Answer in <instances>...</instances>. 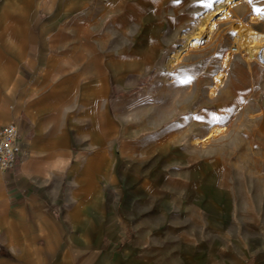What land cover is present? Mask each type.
<instances>
[{"label": "crops", "instance_id": "1", "mask_svg": "<svg viewBox=\"0 0 264 264\" xmlns=\"http://www.w3.org/2000/svg\"><path fill=\"white\" fill-rule=\"evenodd\" d=\"M187 7L188 0H0V131L17 123L22 146L19 167L0 168V264H204L202 234L227 225L204 210L221 199L215 177L223 167L195 140L220 114L207 118L206 98L192 103L191 91L159 117L148 88L126 94L153 69L147 52L158 58L183 29ZM185 80L165 84V95L201 85ZM232 89L208 100L229 105ZM253 132L245 129V139ZM162 185L167 191L157 192Z\"/></svg>", "mask_w": 264, "mask_h": 264}, {"label": "rangeland", "instance_id": "2", "mask_svg": "<svg viewBox=\"0 0 264 264\" xmlns=\"http://www.w3.org/2000/svg\"><path fill=\"white\" fill-rule=\"evenodd\" d=\"M225 1L188 0V7L183 10V29L178 28L176 38L161 50L158 58L147 52L144 58L150 59L151 66L154 67L143 77L140 86L126 90V94L148 88L152 96H157L156 105L153 107L159 116L164 114L165 108L172 101L179 99L181 93L187 92L190 94L192 92V103L196 99L197 104H200L206 98L208 102L204 105L206 109L219 112V118L211 121L214 124L206 126L204 133L199 135V138H204L195 141L207 145L206 147L202 145L206 156L215 157L222 164L223 169L215 177V183L223 190L220 194L221 199L214 201L215 208L212 203L206 201L204 210L210 213L218 212L223 217L222 222L227 225L220 234L203 233V238L208 242L205 248L199 249V252L204 253V264H264V121L260 119L264 114V68L261 65L264 63V0H236L229 5L225 14L215 20L213 27H206V24L201 26L205 23L204 16L215 8L216 3ZM180 19L179 16L178 20ZM247 26L256 33L251 44L256 48L261 46L257 49L253 66L244 63L248 56L246 51L240 52L235 49L239 45L238 29ZM193 31H202L198 35L197 44L188 50L179 63L171 64L169 57L177 46L185 41L186 35ZM228 53L234 54L239 64L233 62L226 68L223 67L222 60ZM161 71L163 75L156 78L157 73ZM186 71L190 72L188 76ZM222 73L226 80L224 79L222 86H217L216 79ZM178 74H181V78ZM186 78L190 81L199 79L200 87L178 89L173 93L172 99L165 95L167 90L164 88L165 84ZM231 86L234 97L237 98L231 104H220L217 99L212 103L208 100L216 98L218 92L222 91L223 95L226 88ZM214 91L215 94H211ZM143 108L141 112L144 111ZM180 113L171 121L159 120L157 127L166 128L178 120ZM215 126H225L227 129L224 133L205 141ZM250 126L254 131L252 141L244 137L245 129ZM246 144H255L252 151H249L250 148L248 150L244 148ZM166 148L164 146L161 150L163 152L161 156L168 154L169 150ZM159 159L156 168L158 181L162 177ZM181 179V173L173 170V180ZM209 189L208 186L204 187L205 196H212V190ZM165 191H167L165 185L157 189V192ZM176 191L180 193V186L178 190L174 189V192ZM226 193L231 194V199ZM180 203L173 202L174 213L180 210ZM212 241L217 248L211 246Z\"/></svg>", "mask_w": 264, "mask_h": 264}, {"label": "bare ground", "instance_id": "3", "mask_svg": "<svg viewBox=\"0 0 264 264\" xmlns=\"http://www.w3.org/2000/svg\"><path fill=\"white\" fill-rule=\"evenodd\" d=\"M236 0H226L225 2H218L215 5V8L208 12L204 17H205V23L201 24V26H204L206 24V27H213L215 25V20L222 16L223 14H225L226 10L228 9L229 5L234 3ZM203 17V18H204ZM204 21V20H203ZM242 26V25H240ZM247 27H241L238 29V36L237 39L239 40V45L236 46V50L242 52V51H246L247 52V57L245 58V64H248L249 66H253L255 57H256V53H257V49L261 48V46L259 48H256V46L254 47L251 43L253 42V40H255V31L248 28ZM210 30V29H209ZM247 30V31H246ZM202 31H193L190 32L186 35L185 37V41L180 43L177 48L174 50L173 54L169 57V62L173 65L179 63V61L186 55V53L188 52V50L195 46L197 44V38L199 33H201ZM259 35V34H258ZM260 38V37H259ZM263 50V49H262ZM241 54V53H240ZM243 57H245V55H241ZM259 57V55H258ZM263 57H264V50H263ZM261 58V57H260ZM239 59V58H238ZM244 59V58H243ZM258 59V58H257ZM262 61V60H261ZM233 62L239 64L237 62V60H235V56L232 53H228L224 56L223 60H222V64L223 67H227L230 64H232ZM234 63V64H235ZM242 63V62H241ZM263 63V62H262ZM262 67L264 68V63L262 64ZM243 64V63H242ZM244 65V64H243ZM251 75V74H250ZM224 73L220 74L217 79H216V84L217 86L220 85L222 86L223 82H224ZM226 80V79H225ZM217 89V88H216ZM218 92V91H217ZM211 94H215L214 92H211ZM218 94V93H217ZM216 94V95H217ZM214 98V97H213ZM159 111V110H158ZM208 113V109H206V113L205 116L207 118H209ZM163 114V113H162ZM159 116V115H158ZM185 119V118H184ZM258 125V124H257ZM227 129V128H226ZM225 126H215L213 129H211L210 133L208 134V136L204 139L205 141L210 140L212 138H214V136L219 135L221 133H224V131L226 130ZM197 140V139H196ZM201 140V139H200ZM204 142V141H203Z\"/></svg>", "mask_w": 264, "mask_h": 264}, {"label": "built area", "instance_id": "4", "mask_svg": "<svg viewBox=\"0 0 264 264\" xmlns=\"http://www.w3.org/2000/svg\"><path fill=\"white\" fill-rule=\"evenodd\" d=\"M21 129L17 123H10L0 131V168L15 170L19 165L22 146Z\"/></svg>", "mask_w": 264, "mask_h": 264}, {"label": "snow or ice", "instance_id": "5", "mask_svg": "<svg viewBox=\"0 0 264 264\" xmlns=\"http://www.w3.org/2000/svg\"><path fill=\"white\" fill-rule=\"evenodd\" d=\"M257 11L259 12L260 10L257 9ZM183 82H188L187 80L183 81ZM197 119H202V117H196Z\"/></svg>", "mask_w": 264, "mask_h": 264}]
</instances>
